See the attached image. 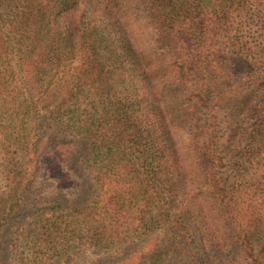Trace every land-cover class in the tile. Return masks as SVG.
Returning a JSON list of instances; mask_svg holds the SVG:
<instances>
[{"label": "trees", "instance_id": "obj_1", "mask_svg": "<svg viewBox=\"0 0 264 264\" xmlns=\"http://www.w3.org/2000/svg\"><path fill=\"white\" fill-rule=\"evenodd\" d=\"M263 11L264 0H40V69L80 61L58 101L103 97L99 120L74 128L106 150L88 217L109 247L137 240L126 262L264 264V44L235 57L227 46ZM231 108L249 192L221 183L215 139Z\"/></svg>", "mask_w": 264, "mask_h": 264}, {"label": "rangeland", "instance_id": "obj_2", "mask_svg": "<svg viewBox=\"0 0 264 264\" xmlns=\"http://www.w3.org/2000/svg\"><path fill=\"white\" fill-rule=\"evenodd\" d=\"M31 3L0 0V264H133L125 256L137 240L109 247L101 240L111 236L88 217L99 192L93 171L104 169L106 150L94 155L74 125L84 129L92 119L98 121L103 97L92 89L79 100L64 93L58 101L80 61L53 60L40 69V0ZM233 38L237 47L227 46L234 57L238 47L254 43L262 48L264 11L251 23L235 26ZM252 56L261 57V51ZM228 109L219 115L222 128L215 139L225 159L221 183L227 190L240 184L247 190L245 174L237 181L235 155L243 152L230 131L237 118Z\"/></svg>", "mask_w": 264, "mask_h": 264}]
</instances>
